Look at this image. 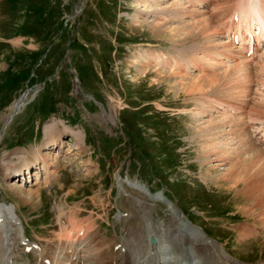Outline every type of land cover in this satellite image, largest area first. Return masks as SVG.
Instances as JSON below:
<instances>
[{"label":"rangeland","instance_id":"obj_1","mask_svg":"<svg viewBox=\"0 0 264 264\" xmlns=\"http://www.w3.org/2000/svg\"><path fill=\"white\" fill-rule=\"evenodd\" d=\"M175 1L162 0L169 12L153 7L147 12L137 7L138 0H0V201L15 206L33 242L56 239L62 210L64 215L74 211L77 219L89 218L99 236L108 242L117 238L115 243L121 245L126 230L141 229L138 217L143 212L131 202L139 198L152 205L153 221L171 220L170 203L235 260H264V226L257 229L263 237L238 242L235 226L250 222L238 211L242 200L236 189H218L206 173L215 177L223 167L203 159L195 123L212 122L214 116L199 115L203 105L196 99L201 97L189 95L187 84L189 77L213 70L202 63L201 54L197 57L201 52L194 51L204 41L179 45L162 33L181 21L192 22L174 14ZM191 1L196 0L180 1L183 12L193 6L208 16L211 5L221 10L225 0H206L210 6ZM215 39L209 40L212 47L205 41V58L234 66L224 48L212 50L219 41L225 43L221 33ZM247 68L237 73L238 83L248 71L250 88L257 73L255 66ZM240 84L231 89L234 92L225 86L206 96L228 104ZM25 92L23 108L3 130L12 104ZM50 133L60 139L59 148L42 153L53 161L58 179L42 188L32 205L24 203L18 192L30 190L29 184L8 176L23 157L14 152L41 148ZM130 182L152 195L161 192L163 198L150 199L129 187ZM21 249L15 250L21 256L15 263H33L34 255Z\"/></svg>","mask_w":264,"mask_h":264},{"label":"bare ground","instance_id":"obj_2","mask_svg":"<svg viewBox=\"0 0 264 264\" xmlns=\"http://www.w3.org/2000/svg\"><path fill=\"white\" fill-rule=\"evenodd\" d=\"M153 1V5H148L149 0H138L135 4L137 7H142L143 11H147L148 8L151 10L153 7V11L169 12L168 6L162 7V0ZM180 1L184 0L171 4L175 6L174 14L177 17L180 15V18H191L192 22L181 21L179 26L168 31L162 28V33L167 32L166 40L179 45L180 43L186 44L189 40L198 43L204 41L202 47L204 50L201 51L202 48L199 47V51L197 48L194 51L201 52L197 57L201 54L202 63L213 71L211 70L212 73L208 75L189 77L191 81L187 85L188 88L190 87L189 95L201 97L196 99V103L199 102L203 105L204 112H198L199 115H210V118L214 116L213 120L210 119L212 122L195 123L197 124L198 139L202 140L200 151L203 159L211 164L218 162L217 167H223V169H218L223 173L215 177L208 171L206 173L218 189H222L226 185V190L236 189L235 195L242 200V204L237 206L238 211L250 222L235 226L237 241L251 237L257 240L258 236L263 237V233L257 232V229L264 226V49L258 53L256 47L253 55H248V51L242 50L246 56L250 57L247 59L236 47L228 44V41L227 43L219 41L212 50L217 51L220 47L225 49V55L227 53L230 59L229 62H235L234 66L228 68L221 63L222 61L218 62V59L215 61L211 60V57L210 59L205 58L207 55L205 49H207L206 43L212 47L210 41L214 43L217 41L215 37L220 35L214 26L215 22L224 31L226 28H230L228 25L231 21L236 20L239 36L244 38L252 34L262 36L264 34V0H225L221 10L217 9L218 4L210 6L206 0L204 2L201 0L191 1L193 5L196 4L195 6L209 5L211 8L208 16L203 15L204 12L201 14L193 6L190 11L183 12L184 3ZM258 36H256L257 39ZM204 45L206 46L204 47ZM232 45H235L234 41ZM239 55H242L239 59L241 61L237 62L236 58ZM254 56H256V60L253 59ZM220 58L219 56V60ZM161 62L162 59L159 63ZM248 64L255 66L257 73V81L250 88ZM245 69L247 72L244 73L245 75L242 74L240 84L237 73H241ZM184 79L186 80V78ZM251 79L253 80V78ZM183 83L181 82V85ZM237 84H240V89H237L235 94L231 93L230 98L232 99L228 101V104L218 103L213 98L206 96L207 93H215L218 89L224 91L222 87L225 86L226 90L234 89L235 86H238ZM75 87V91L79 92L78 87ZM231 92L234 91L231 90ZM27 96L28 94L25 92L19 100L12 104L10 114L4 119L5 126L23 108ZM105 117V115L102 116V118ZM218 134L224 136L227 143L224 140L222 142L217 140L220 137ZM56 137L57 135L54 136V133H50L41 148L32 146L28 150L17 149L14 152V154H21L23 157H21L22 160L17 168L15 167L17 170L14 168L12 172L9 171L8 176H12L9 179L14 177L18 182L24 180L25 175H30L37 167L43 174V176L39 175L37 171L34 175L29 176L30 181H25L29 184L27 186L30 190L18 192L22 202L32 205L33 201L35 202V199L39 198L41 189H48L58 179V173L51 168L54 163L52 166L50 165L53 161L48 162L44 154L45 151L59 148ZM1 138L0 134V140ZM78 146L74 144L76 149ZM129 186L144 195H149L145 187L137 182H130ZM149 197L162 199L160 194ZM131 202L141 208L143 212L138 217L141 220V229L126 230V235L121 237L119 250L114 252L113 249L118 244L115 243L117 238L108 242L107 237L99 236L100 232H98V226H95L94 221H90L89 218L77 219L74 211L70 212V215H64L63 211L59 210L60 230L57 231L55 240H41L40 243L31 242L25 238L24 225L16 213L15 206L0 201V264H17L14 261L21 256L16 254L15 250H18L21 244L24 245L23 252L29 248L30 252L34 254L33 264H243L230 257L224 251L223 245L210 239L201 229L185 221L172 204L168 205L171 220L168 223H163L162 221H153L152 205L149 206L139 198L132 199ZM20 264L27 263L23 261ZM253 264H264V260Z\"/></svg>","mask_w":264,"mask_h":264},{"label":"crops","instance_id":"obj_3","mask_svg":"<svg viewBox=\"0 0 264 264\" xmlns=\"http://www.w3.org/2000/svg\"><path fill=\"white\" fill-rule=\"evenodd\" d=\"M15 43H17V42H15Z\"/></svg>","mask_w":264,"mask_h":264},{"label":"water","instance_id":"obj_4","mask_svg":"<svg viewBox=\"0 0 264 264\" xmlns=\"http://www.w3.org/2000/svg\"><path fill=\"white\" fill-rule=\"evenodd\" d=\"M185 264H187V263H185Z\"/></svg>","mask_w":264,"mask_h":264}]
</instances>
